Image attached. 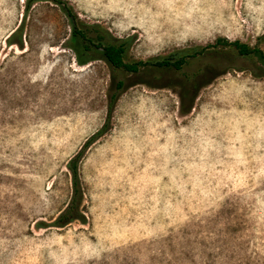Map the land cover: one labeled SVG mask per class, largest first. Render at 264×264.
Segmentation results:
<instances>
[{"label":"rangeland","instance_id":"1","mask_svg":"<svg viewBox=\"0 0 264 264\" xmlns=\"http://www.w3.org/2000/svg\"><path fill=\"white\" fill-rule=\"evenodd\" d=\"M59 1L0 0V264H264V68L216 42L264 52V0ZM62 4L127 60L205 50L123 72L89 45L80 64ZM104 125L78 163L84 222L48 226Z\"/></svg>","mask_w":264,"mask_h":264},{"label":"trees","instance_id":"2","mask_svg":"<svg viewBox=\"0 0 264 264\" xmlns=\"http://www.w3.org/2000/svg\"><path fill=\"white\" fill-rule=\"evenodd\" d=\"M37 0H25V7L27 8L32 2ZM56 2H61L55 0ZM64 13L68 16L71 24L70 31V47L76 51V59L80 64H84L85 61L91 57L85 55L86 49L89 45L93 47H100L99 58L104 60L112 68L120 69L123 72H137L140 68L144 67H157V68H172L179 69L189 57H193L198 53H202L204 47H191L175 50L163 56H155L147 58L145 60H127L125 58L126 50L129 46L128 38H111L110 35L96 24H84L78 22L76 16L72 13L69 6L62 4ZM22 25L18 24L6 37L5 40L9 44H15L17 47L22 46L21 39ZM257 41L264 43V31L257 37ZM216 42L221 47H226L233 50L237 55L254 57L257 62L264 68V52L257 46H250L247 43L240 42L239 40L228 41L226 39L217 38ZM83 51V52H82ZM81 52L84 54L82 55ZM196 76V73H192ZM188 77H186L187 80ZM109 94L110 104L116 98L118 90L122 87V81L117 80L112 86ZM110 108H108V113ZM102 126L94 134H92L78 149V151L72 155L66 162V175L69 182V196L65 205L57 211L56 215L48 222V226L61 228L66 224L77 221L83 223L85 220L83 212V191L81 182L78 175V163L83 156L84 151L100 133L104 130ZM37 225H41V222H37ZM40 227V226H37Z\"/></svg>","mask_w":264,"mask_h":264}]
</instances>
